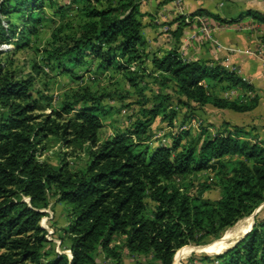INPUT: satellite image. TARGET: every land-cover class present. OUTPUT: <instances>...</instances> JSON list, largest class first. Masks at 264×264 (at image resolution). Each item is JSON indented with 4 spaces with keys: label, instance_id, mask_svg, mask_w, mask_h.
I'll return each instance as SVG.
<instances>
[{
    "label": "trees",
    "instance_id": "trees-1",
    "mask_svg": "<svg viewBox=\"0 0 264 264\" xmlns=\"http://www.w3.org/2000/svg\"><path fill=\"white\" fill-rule=\"evenodd\" d=\"M44 1L0 0V42L17 37L21 46L28 45L23 34L34 31ZM81 2L86 21L76 34L57 38L47 63L55 60L62 72L74 74L73 68L86 66L88 58L98 59V69L116 67L139 79L146 75L129 69L149 56L139 48L143 39L136 1L117 0V7ZM12 12L23 20L18 32L7 18ZM195 15L223 22L251 17L264 24V13L252 9L240 12L236 19L221 18L205 8L190 18ZM2 17L7 19L6 27ZM177 18L181 22L168 30L173 46L153 51L149 59L152 75L158 72L160 85L170 84L175 96L156 92L150 107L141 106L128 127L103 141L98 132L104 95L76 94L73 101L62 102L47 114L37 112L41 106L32 91L35 76L19 78L0 58V264H98L100 254L113 264H123V248L131 255L151 256L154 264H172L177 249L220 236L264 202V147L246 138L241 126L227 127L199 141L183 142L189 132L181 131L171 135L170 145L148 144L149 127L157 117L168 125L175 119L173 98L178 106L189 109L210 104L246 112L259 104L252 85L235 70L220 61L181 56V37L188 34L184 29L189 22H183V16ZM135 77H129L132 84ZM230 89L253 96L245 92L243 97L229 99L216 94ZM50 142L66 149L59 153L56 165L40 159ZM79 151L86 158L82 167L73 170L68 158ZM201 171L214 172L211 184L203 182L200 189L217 188L218 199H202L186 184L178 185ZM51 197L67 210L60 245L70 257L48 246L46 230L39 224ZM254 220L234 246L214 256L189 258L188 264H264V218L256 213ZM116 235L123 237L121 246L113 244Z\"/></svg>",
    "mask_w": 264,
    "mask_h": 264
},
{
    "label": "rangeland",
    "instance_id": "rangeland-1",
    "mask_svg": "<svg viewBox=\"0 0 264 264\" xmlns=\"http://www.w3.org/2000/svg\"><path fill=\"white\" fill-rule=\"evenodd\" d=\"M97 7L119 6L117 0H92ZM138 13L136 17L141 22V36L143 44L139 48L148 53V58L140 64H130L129 69L133 71H144L139 79V75L127 73L125 70L116 67H110L107 70L97 68L99 60L87 59L86 66H77L73 68L74 74L62 72L51 60L47 63L48 52L58 43L57 38H64L74 35L78 32L80 26L86 21L81 11V0H45L43 7L38 11L40 21L32 28L34 31L26 30L24 40H28V45L21 46L22 41L14 37L13 41L0 42L1 61L9 69L13 70L19 78L35 76L32 80V91L34 97L39 100L41 109L37 112L47 114L51 108H58L62 102L73 101L75 95L91 93L96 96L104 95L101 100L103 110L99 112L102 126L99 129L98 137L100 141L112 137L116 132L124 130L131 121L137 116L141 106L150 107L153 104V95L156 92H165L175 96L171 90V85L167 87L160 85L158 80L161 76L158 72L152 75V66L150 56L153 51H165L172 47V37L169 29H174L181 20L174 16L162 18L164 12L181 9L183 22H194L197 16L190 18V15L199 8H205L214 12L221 18H236L240 12L252 9L264 13L263 0H135ZM169 4L168 7L164 5ZM167 8V9H166ZM170 8V9H169ZM27 14V12L25 13ZM19 14L10 13L8 20L17 28L16 32L21 30L23 20ZM162 18V19H161ZM7 19L2 17L1 23L7 26ZM187 20V21H186ZM204 23L208 20L201 19ZM248 24L251 23L247 21ZM174 23L175 27H170ZM189 34V33H188ZM187 34V35H188ZM212 36V35H211ZM205 39V37H204ZM206 40V39H205ZM208 44L215 41H205ZM38 72V73H37ZM151 74V75H147ZM158 76V79H154ZM129 77H135L136 84H132ZM238 89L217 90V95L225 98L234 99L237 96ZM241 90V89H239ZM246 92V91H245ZM249 92V91H248ZM248 92H246L248 94ZM252 92H249V96ZM247 95V96H248ZM243 97V96H241ZM78 98V97H77ZM148 99V101H147ZM244 100V99H243ZM177 110V115L168 125L166 121H160L157 117L150 125L149 129L152 137L148 140L151 147L161 145H170L171 135L181 131L189 132L184 137L183 142L188 140L199 141L207 135H213L216 132H222L232 123L225 121L233 120L235 125L241 126L245 131V137L250 138L264 147V101L252 111L238 112L246 113H228L231 110L219 111L211 106L207 109L187 108L178 106L175 98L170 101ZM81 103L75 105L79 108ZM201 110V111H199ZM73 114V111L70 113ZM66 116V115H64ZM225 125V126H224ZM66 149L61 148L58 143L50 142V146L45 149L40 159L53 165L58 164L59 153ZM84 152L79 151L68 160L72 169L82 167L85 161ZM214 172L201 171L195 173L185 180L178 181V185L185 186L188 190L201 197L202 199L216 200L220 197L217 188L211 186L208 189H200V184L205 182L211 184ZM26 200V198H25ZM43 215L39 224L46 230V238L49 240L48 246L54 248L57 252L66 253L70 257L68 249L60 245L61 238L64 236V227L67 226V210L62 203H57L55 197L50 198L49 205L42 209ZM257 215L264 218V203L257 208ZM255 216L251 215L239 219L232 226L224 230L216 238L207 237L200 244H187L177 249L173 256L172 264H188L189 258H200L202 255L214 256L234 246L246 233H248L253 224ZM123 242L122 236H115L113 244L120 245ZM225 249V250H224ZM221 252V253H222ZM123 264H154V260L149 255L135 254L131 255L122 249ZM98 264H113L110 259H106L100 254L97 259ZM196 264H199L196 262Z\"/></svg>",
    "mask_w": 264,
    "mask_h": 264
},
{
    "label": "crops",
    "instance_id": "crops-1",
    "mask_svg": "<svg viewBox=\"0 0 264 264\" xmlns=\"http://www.w3.org/2000/svg\"><path fill=\"white\" fill-rule=\"evenodd\" d=\"M169 4L170 3L164 5V7H168ZM181 9H183V7H178V9L174 10L173 12H164L165 14H163L162 18L168 17V19H173L174 16H180L182 15ZM195 16L203 20H208L205 24L208 27L215 43H206L204 35L201 32L200 23L197 21L190 22L184 29L189 34H184L181 37V44L179 49L181 56L184 59L188 60L202 59L220 61L221 64H223L226 68L235 70L240 77L251 84L254 88V94L259 97L258 105L263 103L264 53H259L258 49H264V24L251 17H242L237 21L223 22L213 18L210 15ZM225 19L236 18L225 17ZM247 21H250L251 23L248 24ZM170 27H175L174 23ZM170 48L171 47L167 48V50ZM237 94V96L241 97L245 94V91L237 90ZM248 94L246 93V96ZM251 95H253V93H251ZM219 96L225 97L222 95ZM207 106L213 107L210 104H206L199 109H207ZM213 108L223 112L225 110H230L219 109L216 107ZM228 113H231L232 115V113L238 112L231 110ZM246 113L238 114L245 115ZM224 120L232 123L233 125L236 124L233 122V120Z\"/></svg>",
    "mask_w": 264,
    "mask_h": 264
},
{
    "label": "built area",
    "instance_id": "built-area-1",
    "mask_svg": "<svg viewBox=\"0 0 264 264\" xmlns=\"http://www.w3.org/2000/svg\"><path fill=\"white\" fill-rule=\"evenodd\" d=\"M196 21L200 23L201 32L203 33L205 39L208 41H214V39L211 36V33H210L208 27L206 26V24L199 17H196ZM258 51H259V53H264L263 48H259Z\"/></svg>",
    "mask_w": 264,
    "mask_h": 264
},
{
    "label": "water",
    "instance_id": "water-1",
    "mask_svg": "<svg viewBox=\"0 0 264 264\" xmlns=\"http://www.w3.org/2000/svg\"><path fill=\"white\" fill-rule=\"evenodd\" d=\"M263 1H264V0H263ZM263 203H264V202H262L261 204H263ZM261 204H260V205H261ZM260 205H259V206H260ZM259 206H258V207H259ZM258 207H257V208H258ZM257 208H256V209L253 211V213L251 214L252 217H254V216L256 215V213H257ZM224 250H225V249H224ZM221 252H222V251H221ZM221 252H219V253H221ZM217 254H218V253H217Z\"/></svg>",
    "mask_w": 264,
    "mask_h": 264
}]
</instances>
